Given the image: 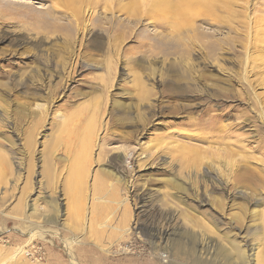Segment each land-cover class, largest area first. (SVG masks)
<instances>
[{
    "label": "rangeland",
    "instance_id": "374dc122",
    "mask_svg": "<svg viewBox=\"0 0 264 264\" xmlns=\"http://www.w3.org/2000/svg\"><path fill=\"white\" fill-rule=\"evenodd\" d=\"M146 1L0 0V264H264V0Z\"/></svg>",
    "mask_w": 264,
    "mask_h": 264
},
{
    "label": "bare ground",
    "instance_id": "6f19581e",
    "mask_svg": "<svg viewBox=\"0 0 264 264\" xmlns=\"http://www.w3.org/2000/svg\"><path fill=\"white\" fill-rule=\"evenodd\" d=\"M122 2H123V0H121ZM132 2H133V0H131ZM136 1V0H135ZM149 1V2H148ZM179 1V0H178ZM148 2V3H147ZM163 2H167V4H169V3H172L173 4V2H174V0H147L146 1V4H147V9L148 10H146L147 11V14H149L150 15V13L152 12L151 11V7L155 10L154 12L156 13V7H157V5L159 4V3H161L163 6L166 4V3H164L163 4ZM118 3H120V2H118ZM127 5V8L126 9H128V5L130 4H128L127 2H125ZM124 3V4H125ZM137 3V2H136ZM174 3H176V2H174ZM206 4H211L212 3V1H206L205 2ZM123 4V3H122ZM131 4H133V3H131ZM166 4V6H168ZM171 4V5H172ZM182 4H187V0H183L182 2H181V5ZM120 5V4H119ZM162 5H159V6H162ZM173 5H175V4H173ZM172 5V6H173ZM124 6V5H123ZM125 6V7H126ZM165 7V6H164ZM163 7V8H164ZM167 8V7H166ZM146 9V8H145ZM129 10V9H128ZM165 10V9H164ZM151 11V12H150ZM163 11V10H162ZM129 12V11H128ZM131 12H132V10H131ZM154 13V14H155ZM165 13V12H164ZM152 14V13H151ZM152 16V15H151ZM162 17H163V15H162ZM169 18H170V16H169ZM172 18V17H171ZM164 20V19H163ZM74 23V22H73ZM171 23V22H170ZM73 25V24H72ZM125 27V26H124ZM127 27V26H126ZM122 29V28H121ZM127 29V28H126ZM123 32V31H122ZM127 33V32H126ZM125 38V37H124ZM256 98V97H255ZM90 101V100H89ZM88 101V102H89ZM95 102H96V100H95ZM97 103H99V102H97ZM92 104V103H91ZM4 107V106H3ZM91 107V106H90ZM102 106H100V108H101ZM8 108V107H7ZM89 108V107H88ZM91 108H89V110H90ZM102 109V108H101ZM86 107H85V109L84 110H82V109H80L78 112H80V113H78V115H79V118L81 119V118H85V119H87V121H86V123L85 124H87V126H89L90 125V123L91 124H93L94 122H92L95 118H97V117H94V116H92V115H89L88 113H87V111H89ZM93 110V109H92ZM97 110V109H96ZM76 111V110H75ZM28 112L26 111H24L23 112V114H27ZM96 112L94 111V114H95ZM72 114V113H71ZM72 117H68L67 118V116H66V119H69V118H75V116L76 117H78L75 113H73L72 115H71ZM99 116H100V114H99ZM92 117V118H91ZM64 118V117H63ZM78 118V119H79ZM83 120V119H82ZM81 120V121H82ZM69 121H70V119H69ZM68 120H67V122H69ZM76 121V120H75ZM83 122V121H82ZM84 124V123H83ZM65 127V126H64ZM81 127V126H80ZM95 127L96 126H94V127H92L91 128V126H90V130H89V132H93V130H94V132H95ZM85 128H87L88 129V127H85ZM57 129H59V128H57ZM69 132H72V131H69ZM99 132V131H98ZM73 134H74V132H72ZM72 133H71V135L70 136H72ZM85 133L86 132H84V131H81L80 130V132L79 133H77V135L76 136H79V138H81V137H83V136H85ZM67 136H69V135H67ZM205 137H204V140H206V141H208L209 142V145H211V146H207L208 147V149H206V153H207V157L209 158L212 154H213V156L208 160V165L209 166H212V167H216L215 165H217V169H218V173L220 174V176L222 175V176H224L226 179L225 180H228V182H230V181H232V182H236V179H237V176H235V178L234 179H231V173L232 174H235V175H238V177H240V175L243 173L244 175H243V177L245 178L244 180H245V185L247 184V186H249V187H251L250 189H253V190H256V192H255V195H257L258 193V189H260V188H262V187H264V172L262 173V172H260V171H257V170H254L253 169V171H249L247 168H245V169H243L242 170V168L239 166L238 167V165H237V163H236V158L235 159H233V158H229V156L228 155H226V156H223L222 154H221V151L219 152V151H215V148H214V150H213V148H212V144H213V141H212V143L210 142L211 140H208L209 139V137L208 136H206V135H204ZM97 137V136H96ZM208 137V138H207ZM66 138V137H65ZM77 138V137H76ZM88 138V137H87ZM201 138H203V137H201ZM69 139V138H68ZM85 139V138H84ZM215 139V138H214ZM219 140L221 139V138H218ZM70 140H71V138H70ZM161 140V139H160ZM168 140V139H167ZM213 140V139H212ZM215 140H217V139H215ZM222 140H224V139H222ZM221 140V141H222ZM102 141V140H101ZM81 142V141H80ZM207 142V143H208ZM222 142H224V141H222ZM229 143L231 142V141H228ZM83 143V142H82ZM82 143H81V148H82ZM102 143V142H101ZM227 143V142H226ZM228 143V144H229ZM73 144V143H72ZM76 144V143H75ZM77 144H79V143H77ZM90 144V143H89ZM215 144H216V142H215ZM70 145H71V142H70ZM74 145V144H73ZM85 145H86V141H85ZM214 145V144H213ZM219 145V144H218ZM223 145V144H222ZM222 145H221V147H222ZM76 146V145H75ZM224 146V145H223ZM230 146V145H229ZM84 147H86V146H84ZM102 147V146H101ZM235 147V146H234ZM80 148V149H81ZM166 148V147H165ZM231 148V147H230ZM182 150V149H181ZM180 150V151H181ZM191 151V150H190ZM224 151V150H223ZM113 153V152H112ZM223 153V152H222ZM226 153H230V154H232V155H234L235 154V151H227ZM251 153V152H250ZM183 154V153H182ZM193 154V153H192ZM215 154H218L217 156H215V158H213L214 157V155ZM224 154V153H223ZM240 154H241V152H240ZM243 154V153H242ZM253 154V153H252ZM184 155H186V154H184ZM196 155V154H195ZM198 155V154H197ZM76 156V155H75ZM79 156V155H78ZM243 156V155H242ZM241 156V157H242ZM186 157V156H185ZM201 157V156H200ZM206 157V156H205ZM206 157V158H207ZM237 157V156H236ZM239 157V156H238ZM240 157V158H241ZM85 158H87V157H85ZM207 158V159H208ZM78 159H80L79 157H78ZM88 159V158H87ZM239 159V158H238ZM130 160V159H129ZM130 162V161H129ZM238 162V161H237ZM239 163V162H238ZM128 164V163H127ZM242 164H244V163H242ZM238 167V169H237V167ZM244 166V165H243ZM211 167V169H213ZM249 167V166H248ZM216 170V169H215ZM217 172V171H216ZM208 175H210V174H208ZM211 177V176H210ZM241 177H242V175H241ZM221 178V177H220ZM211 179V178H210ZM223 179V178H222ZM240 179H242L243 180V178H240ZM212 180V179H211ZM238 181H240L239 179H238ZM243 182V181H242ZM221 183V182H220ZM240 183V182H239ZM213 184H214V182H213ZM225 184H227V182H225ZM237 183H234V185H236ZM238 185V184H237ZM246 186V187H247ZM242 188V187H241ZM215 189V188H214ZM216 190V189H215ZM248 191V193L249 194H252L254 191ZM211 191V190H210ZM246 191V192H247ZM257 193V194H256ZM242 195V194H241ZM236 196V195H235ZM253 195H251V197H252ZM236 198V197H235ZM245 198H246V196H245ZM249 198V197H248ZM253 198V197H252ZM251 198V199H252ZM263 199V201H261V202H264V198H262ZM221 200V199H220ZM223 202V201H222ZM221 202V203H222ZM226 203V202H225ZM225 203H222L221 205L222 206H224V204ZM259 204V203H258ZM220 205V206H221ZM219 208V207H218ZM255 211V213L253 214L252 212V217L251 218H253V216L254 217H256L257 218V215L259 216V215H261V216H259V217H264V212L262 213L263 214V216H262V214L261 213H259V212H261V211H259V210H254ZM253 211V212H254ZM259 211V212H258ZM247 212V211H246ZM249 213V212H248ZM250 213V214H251ZM259 213V214H258ZM245 215H247L246 213H245ZM241 218V217H240ZM263 220V222L261 223V224H263V226H264V218H262L261 219V221ZM262 226V228H261V230L264 232V227ZM263 245H264V242L262 243ZM23 248L22 247H19V248H17L16 249V251H15V254H14V256L15 255H17L18 253H20L21 252V250H22ZM13 257V256H12ZM261 260H262V258H261Z\"/></svg>",
    "mask_w": 264,
    "mask_h": 264
}]
</instances>
